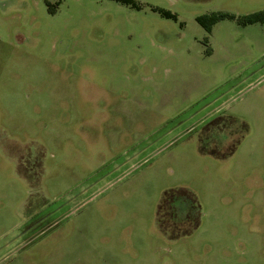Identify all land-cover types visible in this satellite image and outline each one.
<instances>
[{
    "label": "rangeland",
    "instance_id": "rangeland-1",
    "mask_svg": "<svg viewBox=\"0 0 264 264\" xmlns=\"http://www.w3.org/2000/svg\"><path fill=\"white\" fill-rule=\"evenodd\" d=\"M133 1L0 0V264H264V23L196 21L264 0Z\"/></svg>",
    "mask_w": 264,
    "mask_h": 264
},
{
    "label": "trees",
    "instance_id": "trees-1",
    "mask_svg": "<svg viewBox=\"0 0 264 264\" xmlns=\"http://www.w3.org/2000/svg\"><path fill=\"white\" fill-rule=\"evenodd\" d=\"M113 1L129 6L131 8H139L136 5V2H134L133 0H113ZM153 11L157 12L159 15L167 19L175 18V16L170 11L164 9L154 8ZM223 19H231V20L236 19L237 22L242 26L252 25L256 23H264V11L252 13L238 18H236L234 15L231 14L217 12V13H212L210 15L199 16L196 18V21L200 24V26L204 28L205 31L210 32L212 26L216 24L218 21Z\"/></svg>",
    "mask_w": 264,
    "mask_h": 264
}]
</instances>
